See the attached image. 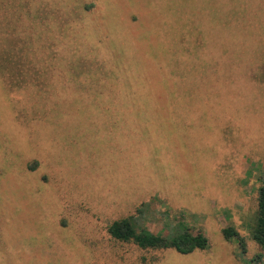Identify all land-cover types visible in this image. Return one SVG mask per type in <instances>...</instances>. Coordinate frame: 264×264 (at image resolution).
I'll return each mask as SVG.
<instances>
[{
    "label": "rangeland",
    "instance_id": "rangeland-1",
    "mask_svg": "<svg viewBox=\"0 0 264 264\" xmlns=\"http://www.w3.org/2000/svg\"><path fill=\"white\" fill-rule=\"evenodd\" d=\"M42 1L35 51L0 41L12 50L2 58L43 82L11 89L0 72V264H245L259 253L249 226L264 182V26L222 27L219 0ZM65 11L79 13L66 37ZM86 57L117 68L109 85L133 103H96L105 87H91ZM147 91L182 101L137 99ZM142 203L153 232L169 213L209 247L111 241L108 225ZM229 226L242 241L224 237Z\"/></svg>",
    "mask_w": 264,
    "mask_h": 264
},
{
    "label": "trees",
    "instance_id": "trees-1",
    "mask_svg": "<svg viewBox=\"0 0 264 264\" xmlns=\"http://www.w3.org/2000/svg\"><path fill=\"white\" fill-rule=\"evenodd\" d=\"M41 4L43 5L42 0H0V41L7 42L9 37H15L16 43L14 45L16 46V51L29 53H31V51H35L34 43L38 42V39L42 37L45 30L43 29L45 21H43L42 12H40L43 11V6ZM52 4L55 5V2ZM219 4L220 21L222 19L224 23L222 24L221 22V26L224 28L229 27L232 22L242 23L243 25L246 21H250V25L254 22L256 30H258L257 27L264 26V0H219ZM221 6L226 7L223 17L221 13ZM64 15V18L68 19L65 24L67 28H65L64 25H61L59 29L62 33L59 30L58 31L66 37L68 34L71 35L72 33H75L76 28H74V25H72L73 23L70 22L75 18H78L79 13L69 14L65 11ZM23 27L26 29V34L24 36H20L22 35ZM49 27H52V35H55V25H51ZM50 32L48 34H50ZM256 32L254 30V33ZM77 35L81 37L78 33ZM184 40L188 43L186 39ZM52 46H54V44L49 47L51 48ZM185 49H188V45ZM0 50L8 52L11 49L9 50V48L6 47L5 49L2 48ZM50 50L51 49H49V51ZM86 58L81 59L83 66L82 69H87L84 72H86L90 78L89 82L91 87L94 83L103 84L105 87L104 89L99 87V90H95L97 92L95 93L96 96L93 95L95 91L91 92L92 99L95 100L96 103H103L105 99H108L106 103L118 102L119 99L126 100V103H133L131 100H134V94L129 93V91H125V93L120 94L117 89H113L112 85L115 87L118 85L117 68H113L110 65H104L102 63L98 64L96 59L91 58L89 60V57ZM20 65L21 64H19V62L16 64L11 62L9 57L2 58L0 56V72L11 73L9 75L11 79L8 80V86L11 89H21L27 84H34L33 82H37V85H41L43 83L39 81L36 75L28 74L23 78ZM31 66L34 67L35 65ZM61 66V69L67 67L63 64H61ZM257 66L264 69V60L258 63ZM47 70H50V68H47ZM79 72L81 73L82 71ZM106 72L108 74L111 72L113 75L112 78L111 75H109L110 79H107ZM43 76L44 72L41 74V77ZM179 81L180 85L184 83L183 80ZM162 83L165 85L166 78L163 79ZM107 85H109V87ZM180 85H177V89L178 87H184L183 85ZM85 89L87 91L90 90V88ZM153 93L155 92H139L137 99H140L141 102H146L148 104L154 102L155 104L162 103L164 105H173L174 103H180V101H182L181 99L176 100L177 97L175 98V96H172V98L171 96L168 97L165 93H161L160 95L156 93L157 96ZM158 97L162 98V101L156 99ZM90 102H92V100ZM145 206L146 204L142 203L135 214L115 219L108 225L107 230L111 241H114L117 244L135 245L139 249L145 250L163 251L167 249H174L181 254H190L196 250H204L209 247V239L203 230L194 232L191 227L184 224L181 220L182 218H170L171 216L169 213H161V215H163V218H160L162 221V227L160 231L156 233L153 232L150 228L143 224V216H139L147 213ZM174 215H183V212ZM169 221L171 222L169 223ZM163 230H167V232H164ZM249 232L253 241L260 246L261 251L254 257L248 258L245 261V264H264V182L259 188L257 211L253 222L249 226ZM223 235L228 240L236 237L239 241H242L238 231L231 226L223 228ZM142 260L143 262H147L146 257H143Z\"/></svg>",
    "mask_w": 264,
    "mask_h": 264
}]
</instances>
